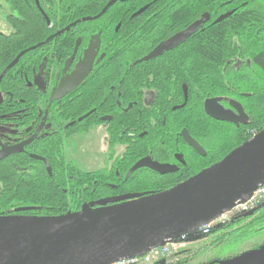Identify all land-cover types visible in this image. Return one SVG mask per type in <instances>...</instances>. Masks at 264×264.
<instances>
[{
	"label": "trees",
	"instance_id": "16d2710c",
	"mask_svg": "<svg viewBox=\"0 0 264 264\" xmlns=\"http://www.w3.org/2000/svg\"><path fill=\"white\" fill-rule=\"evenodd\" d=\"M3 1L10 9L5 14L10 31H0V73L22 50L34 46L17 58L0 81V91L8 89L10 109L29 113L47 110L51 120L59 113L73 123L60 138L47 136L34 144L50 162L51 176L35 160L18 163L20 169L10 160L8 168L0 166V216H55L78 211L85 201H102L98 197L107 192L106 181L114 180L115 170L123 176L142 156L176 147L190 159L183 174L156 177L140 169L123 182L138 190L137 194L157 192L218 161L247 140L250 130L264 128V0H123L113 3L101 16L74 25L71 23L81 17L97 14L108 0ZM143 6L146 7L141 13L132 16ZM227 11V17L215 21ZM203 14L209 20L187 39L183 46L186 52L176 54L171 61L181 77L178 82L174 79L171 87L180 97L178 102L157 99L141 113H116L105 99L106 88L101 89L104 78L99 76L92 82L93 93L87 78L72 94L51 105L45 91L26 86L24 75L30 78L44 65L58 69L72 53L77 37L86 42L90 33L100 30V49L105 53L101 62L126 64L160 33L182 29ZM109 72L111 69L104 75L109 77ZM134 82L125 80L126 93L129 92L126 95H133ZM181 82L187 89L185 99ZM163 90L164 87L158 90L159 98ZM209 97L236 100L247 116L246 123L235 125L208 116L203 102ZM180 103L183 105L173 108ZM92 108L113 114L108 123L110 143L127 145L109 168L81 171L64 150L63 138L102 123L95 112L84 115ZM150 120L155 123L151 125ZM130 127H135V133L147 128L148 134L142 138L135 134L132 141L127 137ZM183 127L206 148L205 157L187 151L181 139L175 140ZM213 231L223 233L222 242L264 232V201L251 214L216 226Z\"/></svg>",
	"mask_w": 264,
	"mask_h": 264
},
{
	"label": "water",
	"instance_id": "95a60500",
	"mask_svg": "<svg viewBox=\"0 0 264 264\" xmlns=\"http://www.w3.org/2000/svg\"><path fill=\"white\" fill-rule=\"evenodd\" d=\"M116 1L123 0H108L97 14L81 17L71 25L101 16ZM145 7L139 8L132 16L141 13ZM229 14L227 11L215 21ZM208 20L209 16L203 14L136 62L149 60L171 49ZM99 34L91 36L81 59L52 89L50 103L86 78L95 61ZM77 45L78 41L75 47ZM33 47L22 50L0 73V80L17 58ZM207 104L206 101L205 110L211 117L233 120L230 111L220 106L210 111ZM238 111L246 119L239 106ZM181 135L198 154L205 155L204 149L185 129ZM19 149L10 146L6 152L9 154ZM6 152L0 151V157ZM44 162L50 174V166ZM141 167L159 173L175 170L174 165L143 157L129 168L126 177ZM261 185H264V128L218 161L166 189L110 198L118 202L98 207L84 203L78 211L55 216H0V264H110L118 259L141 256L166 241H175L194 232L235 203L246 200ZM156 264H164V261ZM206 264H264V242L258 247Z\"/></svg>",
	"mask_w": 264,
	"mask_h": 264
},
{
	"label": "flooded vegetation",
	"instance_id": "af4514ba",
	"mask_svg": "<svg viewBox=\"0 0 264 264\" xmlns=\"http://www.w3.org/2000/svg\"><path fill=\"white\" fill-rule=\"evenodd\" d=\"M154 17L155 16H148L146 18H154ZM182 29H179L171 33H162V34L160 33L157 37L150 40L143 48H141L140 51L136 52L135 54L136 56L129 63H126V64L101 62L102 59L105 57V53L101 51L100 49L101 32L100 30H98L96 32L90 33L88 35L86 42L82 40L81 36L77 37L74 43L72 53L63 60L62 65L58 69L54 70L51 68L50 65L49 66L44 65L43 68L34 71L30 78H28L25 75L23 76V78L27 81L26 82L27 87L34 86L47 93L48 105H51L53 102H60L62 99L68 97V95L72 94L73 91L87 78H88V81L91 87L90 90L93 93L94 90L91 85H92L93 80L95 78H98V76L104 78V80L102 81L103 85L101 86V89L105 90L106 88L107 96L105 99L108 102H110V105H111L110 108L114 110L116 113H121V112L127 113L130 110H134L135 112L141 113L145 107L151 106L152 103L156 101L157 99H162L167 102L176 100L178 102L180 101L179 100L180 97L178 93H175L174 90L171 89V87L174 86L172 84L173 80L175 79V81L178 82L181 80V77L178 78V75H177L178 70L172 67L171 61L173 60L176 54L186 52L187 48H183V46L186 44V41L190 36L182 40L180 43H178L171 49L164 50L149 60H143L139 62H136V61H138L139 59L147 55L160 42L168 39L169 37H171L172 35H174L175 33H177L178 31ZM98 32H100L99 46L96 52L95 61L93 63L92 69L90 70L86 78L76 88L69 91L67 94H65L60 99L53 100L50 103L49 97H50V93L52 89L58 84V82L64 75H67L72 71L75 64L79 61V59H81L83 55V51L87 47L91 36L95 35ZM77 41H78V45L75 47ZM140 43H141V39H140L139 44ZM65 65H67V67H66L65 73H63V68ZM181 66H183V64ZM109 69H111V72H109L110 76L107 77L108 75H104V73ZM125 80L135 81L133 85V95H129V96L126 95V94H129V92L126 93L127 90L125 89V87L127 86V84L125 83ZM180 85L182 87L183 99H185L186 93H187L186 86L183 82H181ZM162 87L165 88V90L162 91L164 95L159 98L158 90H160V88ZM206 101L208 103L207 109L210 111L220 106L223 109L228 110L232 113L234 117L233 120L226 121V122H231V123H234L235 125L246 123L247 116L245 112L244 114L246 116V119L240 116L239 111H238V106L242 109V111L244 110L242 106L236 100L230 97H209L205 99L203 102L204 110H205ZM182 105L183 104L180 103L178 105H175L173 108L180 107ZM10 106H11V102L8 97V89L6 88L5 91H0V151L6 152V150H8V147L10 146H17V148H20V149L17 152H12L9 154L7 151L5 155L0 157V166L3 165L8 168V160H10L15 168L20 169L21 165L19 166L18 163H27L29 162V160H35L37 162H41L47 174L51 176L52 169L50 166V162L45 156H43L41 153H39L36 150V147H34V144L36 141L40 139L43 140L47 136L49 137L54 136V137L60 138L62 131L67 130V128L70 127L69 125H71L73 122L72 121L68 122L67 120H64L63 117L59 115V113H55L57 118L53 121L51 120V117H49L51 113L48 112L47 110L38 111L36 113H29V112H23L22 109L13 111L10 109ZM93 112H95L94 108L90 109L84 115L86 116ZM205 112L208 116H210L208 111L205 110ZM95 115H97L98 118L102 120L101 124L92 126L86 132H73L64 138H63L64 135H62V138L64 141L63 143L67 147V148L65 147L64 150L67 151V154L73 160L76 166H77V163L75 159L72 157L70 153V147H69L70 146L69 138L73 136L74 134H77V133L87 134L94 127H101L104 130V139H105L106 147L107 149L111 151L110 152L111 155L107 153V156H106V160L108 162H109V159H111V165H114L116 159L122 155L127 145V144L118 143V142L113 143V144L110 143L109 135H108V123L113 118V114L104 113V112L103 113L95 112ZM151 119L153 120V117ZM163 120H164V116H163ZM215 120H218V119H215ZM218 121H222V120H218ZM153 123H155V121H151V125H153ZM183 129L185 128L183 127L177 132V137L175 140L177 141V138L181 139L183 143L185 144L186 148L189 149L187 151H191L194 154H197L201 157H205L207 155L206 148L200 143V141H198L197 138L192 136L185 129L187 133L204 149L205 151L204 156L198 154L183 139L181 135V131ZM135 130H136L135 127H130L127 130L128 131L127 137L130 136L132 138V141L135 140L134 138L135 134L140 138L145 137L148 134V129L144 127L143 129L141 128L137 133H135ZM34 156H37L40 158H36ZM143 157H148L151 160L157 161L159 163H167V164L174 165L175 170L172 172H167V173H159L151 168L141 167V168L136 169L128 177H126L127 171L137 161L136 160L133 164L130 165V167L128 168V170L125 172L123 176L118 171V169L115 170L114 180L109 181V182L106 181V188L108 189L107 192L98 197V198H103L101 199L102 201L100 200L98 201L96 199H95L96 200L95 202L85 201L81 203L80 208L84 203H88L92 207H98L101 205H108V204L118 202L115 200H110V198L116 199V198L126 196L129 194H133V193L136 194V192H139L138 190L130 188V187H126L123 182L128 181L129 178H131L133 174L140 169H143L146 172L155 175L156 177H167V175L183 174L184 169L187 168L190 164V159L184 154V152L180 151L179 149H176V147L168 148V149L163 148V150H158L155 153L154 152L150 153L148 155L142 156L141 158ZM44 160L50 166V169H51L50 174L48 173L46 169ZM103 168L106 169V167H103ZM95 170H100V169H95ZM88 171H91V170H88ZM107 197L108 199H105ZM220 259H223V258L210 259L201 264H206L210 261L220 260ZM164 264H174V263L164 262Z\"/></svg>",
	"mask_w": 264,
	"mask_h": 264
},
{
	"label": "rangeland",
	"instance_id": "374dc122",
	"mask_svg": "<svg viewBox=\"0 0 264 264\" xmlns=\"http://www.w3.org/2000/svg\"><path fill=\"white\" fill-rule=\"evenodd\" d=\"M0 1L2 5L0 8V31L8 32L10 26L5 20V14L9 13L10 9L5 1ZM249 133H251V130ZM69 145L70 153L75 159L77 167L82 171H92L103 167L109 168L111 165V159H109V162L106 160L107 153L110 154L111 151L106 147L104 130L101 127H94L87 134H74L69 138ZM222 234V232L217 231L210 232L207 235L189 233L185 240L184 249L177 256L170 258L168 263L201 264L210 259L236 255L254 248L264 241V232L250 234L243 239L232 242H230V239L227 242H222ZM228 238L231 237L228 236Z\"/></svg>",
	"mask_w": 264,
	"mask_h": 264
},
{
	"label": "built area",
	"instance_id": "2783aa9c",
	"mask_svg": "<svg viewBox=\"0 0 264 264\" xmlns=\"http://www.w3.org/2000/svg\"><path fill=\"white\" fill-rule=\"evenodd\" d=\"M256 133V130H251L250 138ZM263 201L264 185H261L246 200L235 203L230 209L223 211L211 221L199 226L192 233L207 235L214 227L256 210ZM188 235L185 234L175 241H166L162 245L151 248L141 256L118 259L110 264H156L159 261L168 263L170 258L177 256L184 249Z\"/></svg>",
	"mask_w": 264,
	"mask_h": 264
},
{
	"label": "bare ground",
	"instance_id": "6f19581e",
	"mask_svg": "<svg viewBox=\"0 0 264 264\" xmlns=\"http://www.w3.org/2000/svg\"><path fill=\"white\" fill-rule=\"evenodd\" d=\"M259 131H257V133H258Z\"/></svg>",
	"mask_w": 264,
	"mask_h": 264
}]
</instances>
